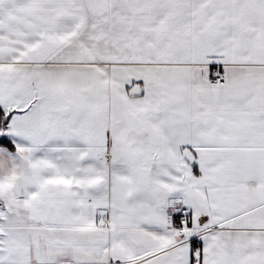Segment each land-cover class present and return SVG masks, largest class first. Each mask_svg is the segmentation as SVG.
<instances>
[{"label":"snow or ice","instance_id":"obj_1","mask_svg":"<svg viewBox=\"0 0 264 264\" xmlns=\"http://www.w3.org/2000/svg\"><path fill=\"white\" fill-rule=\"evenodd\" d=\"M0 264H264V0H0Z\"/></svg>","mask_w":264,"mask_h":264}]
</instances>
